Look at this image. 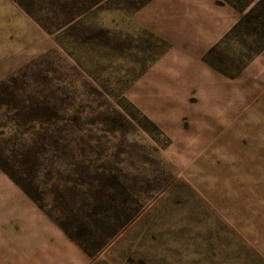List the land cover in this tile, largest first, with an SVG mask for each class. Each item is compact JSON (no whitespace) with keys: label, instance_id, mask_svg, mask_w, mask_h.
I'll return each instance as SVG.
<instances>
[{"label":"rangeland","instance_id":"rangeland-1","mask_svg":"<svg viewBox=\"0 0 264 264\" xmlns=\"http://www.w3.org/2000/svg\"><path fill=\"white\" fill-rule=\"evenodd\" d=\"M36 1L0 0V162L62 236L0 264H264V48L212 68L207 0Z\"/></svg>","mask_w":264,"mask_h":264},{"label":"crops","instance_id":"crops-1","mask_svg":"<svg viewBox=\"0 0 264 264\" xmlns=\"http://www.w3.org/2000/svg\"><path fill=\"white\" fill-rule=\"evenodd\" d=\"M218 1L207 0V7L213 9V16L218 15L217 18L207 17V39H214L210 46L218 42L241 16L233 2ZM254 2L244 4L250 7ZM9 187L11 190L0 193V254L27 255L32 253L30 250L34 249L36 243L45 244L50 237L62 236L59 229H51L54 226L51 219L23 190L15 189L14 185ZM74 248L81 258L79 264H88L89 257Z\"/></svg>","mask_w":264,"mask_h":264},{"label":"trees","instance_id":"trees-1","mask_svg":"<svg viewBox=\"0 0 264 264\" xmlns=\"http://www.w3.org/2000/svg\"><path fill=\"white\" fill-rule=\"evenodd\" d=\"M16 1L29 15L35 18L37 22L39 21L45 30L51 32V25L46 26L43 24L42 20L39 18L41 16L40 13L33 10L32 3L35 2L37 4L36 0H33L34 2L32 0ZM99 1L101 0H85L84 2H86L85 4L88 3L90 6H94ZM231 2H233L234 8L241 12L240 18L218 42L207 50L203 56V60H205L212 68L229 77L236 76L245 64L264 48V0H255L254 4L250 7L236 0H231ZM68 3L72 5V8L76 6L75 4H78L74 0H68ZM61 12L64 13V10H61ZM80 15H82V13L77 11L76 13L73 12L61 17L58 29L67 25ZM232 39H237V43L241 46L234 57H230V55L227 56L224 54L225 52H220L223 50V46ZM235 60L238 62L237 66L232 65V62ZM224 63H229V65H223ZM0 167L10 175L15 182L20 184V180L10 173L1 162ZM21 188L34 201H37L36 197L26 186L21 185Z\"/></svg>","mask_w":264,"mask_h":264}]
</instances>
